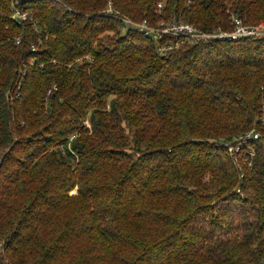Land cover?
<instances>
[{
  "label": "trees",
  "instance_id": "16d2710c",
  "mask_svg": "<svg viewBox=\"0 0 264 264\" xmlns=\"http://www.w3.org/2000/svg\"><path fill=\"white\" fill-rule=\"evenodd\" d=\"M234 18L264 0H0V264H262L264 149L225 144L257 128L264 38L125 21Z\"/></svg>",
  "mask_w": 264,
  "mask_h": 264
},
{
  "label": "built area",
  "instance_id": "2783aa9c",
  "mask_svg": "<svg viewBox=\"0 0 264 264\" xmlns=\"http://www.w3.org/2000/svg\"><path fill=\"white\" fill-rule=\"evenodd\" d=\"M19 16V15H17ZM127 24L134 25L140 30H146V33L156 38L158 33L166 34L172 37H180L187 41L188 44L193 42H209V41H242L247 38L263 39L264 38V23L249 26L244 24L240 19L234 18V30L231 32L220 33H203L197 32L192 26L186 24L169 25L167 28L152 29L146 23L143 25L136 24L133 21L126 19ZM19 43V42H18ZM262 105L260 109V116L256 119V127L253 130L241 135L232 143L225 144L229 156L232 158L234 165L238 169H242L243 165L247 164V158L252 159L256 154V147L264 149V85L261 87ZM264 264V260L262 262Z\"/></svg>",
  "mask_w": 264,
  "mask_h": 264
},
{
  "label": "rangeland",
  "instance_id": "374dc122",
  "mask_svg": "<svg viewBox=\"0 0 264 264\" xmlns=\"http://www.w3.org/2000/svg\"><path fill=\"white\" fill-rule=\"evenodd\" d=\"M147 25H149V24H147ZM160 27H162V26H160ZM150 28H151V27H150ZM152 29L155 30V29H158V28H156V27H152ZM87 122L89 123V121H87Z\"/></svg>",
  "mask_w": 264,
  "mask_h": 264
}]
</instances>
